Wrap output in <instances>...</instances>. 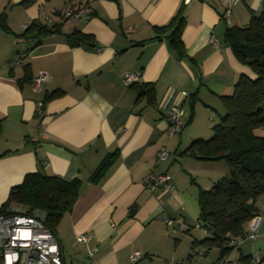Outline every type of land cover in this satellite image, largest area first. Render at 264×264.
<instances>
[{
	"label": "crops",
	"instance_id": "obj_1",
	"mask_svg": "<svg viewBox=\"0 0 264 264\" xmlns=\"http://www.w3.org/2000/svg\"><path fill=\"white\" fill-rule=\"evenodd\" d=\"M23 1L0 0L9 28L0 29V207L28 173L77 179L75 205L55 229L63 264H132L135 252L142 254L138 264H187L183 256L189 259L191 243L203 239L192 234L200 214L198 189L221 179L229 166L179 154L212 133L226 112L222 97L232 95L242 76L256 78L236 60L224 33L228 25L247 26L264 0H238L227 25L226 0H191L187 6L182 0ZM79 5L88 8V21L62 18L67 6ZM180 9L185 58L174 51L168 32H159ZM32 23L58 31L37 46L16 38ZM39 73L49 80L36 91L31 83ZM125 73L136 77L127 87ZM144 84L154 92L136 102V89ZM171 101L180 105L184 127L170 138L164 109ZM161 148L169 156L158 162ZM203 169L210 175L197 184ZM149 173L170 175L174 189L151 188ZM259 207L264 213V202ZM164 220L176 221V229ZM258 232L254 242L240 241L237 255L229 258L255 256L264 264V221ZM82 234L90 236L88 244L76 241ZM185 242L187 253L181 255ZM206 256L198 264H212Z\"/></svg>",
	"mask_w": 264,
	"mask_h": 264
},
{
	"label": "trees",
	"instance_id": "obj_2",
	"mask_svg": "<svg viewBox=\"0 0 264 264\" xmlns=\"http://www.w3.org/2000/svg\"><path fill=\"white\" fill-rule=\"evenodd\" d=\"M33 1L24 0L22 4L28 5ZM184 23L180 9L168 25L159 29L161 33L168 32L167 37L180 58L186 57L181 40ZM0 29L6 33L9 31L4 14L0 15ZM57 31L55 26L32 23L15 36L37 46L45 36ZM224 37L236 60L249 67L256 78L251 80L242 76L234 85L232 95L222 97L226 112L212 127V137L208 141L197 139L179 154L180 157L189 156L205 162L225 161L229 166L227 175L213 182L210 189L200 187L197 194L200 210L197 224L208 236L191 243L193 252L189 259L198 258L197 249L201 247L206 250L200 253L203 256L218 250L217 259L212 264L234 262L229 255L240 241L246 239L247 226L253 216L261 214L259 203L264 202V3L258 14L252 13L247 26L228 25ZM153 92V87L148 84L137 87L136 102ZM190 100L191 120L196 101L194 95ZM113 156L115 154L101 162L91 176L92 181L109 167ZM21 182L9 191L7 200L0 207V214L15 206L42 211L46 227L56 233L57 224L75 205L81 181H68L38 170L26 174ZM133 212L134 207L130 214ZM230 241H235V244L229 245ZM251 261L250 256H239L238 262L251 264Z\"/></svg>",
	"mask_w": 264,
	"mask_h": 264
},
{
	"label": "built area",
	"instance_id": "obj_3",
	"mask_svg": "<svg viewBox=\"0 0 264 264\" xmlns=\"http://www.w3.org/2000/svg\"><path fill=\"white\" fill-rule=\"evenodd\" d=\"M191 0H182L183 5H189ZM238 3V0H226L225 10L223 11L222 19L225 24H229L232 15V8ZM88 8L79 5V7L67 6L62 12L64 20L71 19L75 21H88L90 19ZM216 38L210 37L209 44L216 46ZM125 86H129L136 77L133 73H125L123 75ZM49 80L46 73H39L32 79L33 90H39ZM185 95V93H183ZM42 102L37 103V114H41ZM165 119L168 122V136L174 137L183 130V113L180 105L174 101L169 102L165 107ZM45 136V133H42ZM30 141L36 142V138ZM169 153L166 149L161 148L157 153V161H164L168 158ZM148 185L152 187L164 188L173 190L171 177L167 174L155 175L149 173L146 178ZM44 213L39 210H30L11 207L4 213L0 214V264H63V254L58 242L56 233L46 227ZM264 221V213L255 215L247 226L246 239L254 242L259 234L260 225ZM165 224L173 229H176L177 223L170 220H165ZM197 230L206 232L201 225L197 224ZM76 241L83 244H88L90 236L88 234L78 235ZM229 245H234L235 241H230ZM95 251L91 249L90 256ZM203 254L197 257L201 259ZM142 254L135 252L130 256V263L138 264ZM260 260L257 257H252L251 264H259ZM170 264V263H166ZM220 264H244L240 262H221Z\"/></svg>",
	"mask_w": 264,
	"mask_h": 264
},
{
	"label": "rangeland",
	"instance_id": "obj_4",
	"mask_svg": "<svg viewBox=\"0 0 264 264\" xmlns=\"http://www.w3.org/2000/svg\"><path fill=\"white\" fill-rule=\"evenodd\" d=\"M185 118V117H184ZM218 123V122H217ZM217 123H213L214 125H216ZM213 125V126H214ZM212 137V133L210 134V135H208V137L204 140V141H208V139H210ZM203 140V139H202ZM194 142V141H193ZM210 172H211V170L209 171V170H206V169H203V170H201V171H199L198 172V179H197V184L198 183H200V184H204L205 183V180H206V177H209V175H210ZM229 173V172H228ZM227 173V174H228ZM227 174H225V175H227ZM224 175V176H225ZM211 186V185H210ZM210 186H207L208 188L207 189H210ZM151 188H156V187H152L151 186ZM173 189H174V187H173ZM165 221V220H164ZM163 221V223L165 224V222ZM166 227H168V228H170V229H172L173 230V228L172 227H169V226H167L166 225ZM193 230V231H192ZM191 231H192V234H195V235H198L200 238L202 237L203 239L205 238V237H207L208 236V234H203L201 231H199V230H197L196 228H193ZM187 235V234H186ZM188 236V235H187ZM189 237H190V235H189ZM247 244L246 245H244V248H245V250H247V248H248V245L250 244V242H246ZM249 243V244H248ZM182 248H183V253H181V255H184V253H187L186 252V248L188 249V243H184L183 245H182ZM185 248V249H184ZM201 249H204L203 247H201V248H199V250H197V252H198V254H200V253H202V252H205L206 250L204 249V250H201ZM190 251L189 252H193L192 251V249H191V247H190V249H189ZM182 251V250H181ZM180 251V252H181ZM217 251V250H216ZM216 251H214V252H212V253H208L207 254V256L205 257V259L207 260V262H209V263H214V261L217 259L216 258ZM233 253H232V255H233V257L235 258V256L237 255V253H238V248H235L233 251H232ZM184 257V262L185 263H187V264H191V261H193V263L192 264H198L199 263V259L198 258H196V256L189 262V259L187 260V257H185V256H183ZM230 260H231V258H230ZM232 261V260H231ZM234 261V260H233ZM170 264H172V263H170ZM173 264H177V262L176 261H173ZM259 264H262L261 262L259 263Z\"/></svg>",
	"mask_w": 264,
	"mask_h": 264
}]
</instances>
